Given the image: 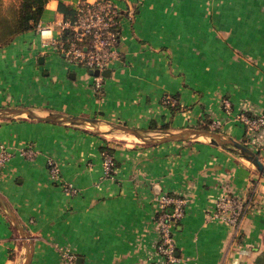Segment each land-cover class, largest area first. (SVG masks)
I'll return each mask as SVG.
<instances>
[{
    "label": "crops",
    "instance_id": "1",
    "mask_svg": "<svg viewBox=\"0 0 264 264\" xmlns=\"http://www.w3.org/2000/svg\"><path fill=\"white\" fill-rule=\"evenodd\" d=\"M81 1L48 0L40 25L50 29L0 47V106L154 131L210 127L220 119L221 131L264 160V127L250 135L239 119L243 111L264 113V0H114L120 57L101 90L88 69L49 44L67 17L59 3L75 9ZM166 97L176 99V110ZM2 145L12 155L0 171V192L34 240L31 264H65L63 249L76 253L78 264H161L154 249L163 193L187 199L174 223L173 264H264V177L228 149L197 140H111L85 125L25 117L0 118ZM102 146L116 158L111 175L104 173ZM49 159L60 167L58 178ZM221 194L247 203L236 225L212 217ZM26 250L0 207V264H22Z\"/></svg>",
    "mask_w": 264,
    "mask_h": 264
},
{
    "label": "built area",
    "instance_id": "2",
    "mask_svg": "<svg viewBox=\"0 0 264 264\" xmlns=\"http://www.w3.org/2000/svg\"><path fill=\"white\" fill-rule=\"evenodd\" d=\"M75 10L76 13L72 18L66 17L63 20L61 35L51 37L49 44L63 53L69 62L88 70L98 69L99 75L92 74L93 87L95 90H101L105 77L101 72L120 57L119 9L114 0H82ZM37 28L44 33L51 27L39 24ZM169 100L171 97L165 98V101ZM224 103L226 107H230L229 101L225 100ZM239 119L245 124L250 135L264 127V113L251 115L243 111L239 114ZM221 127L220 119H213L210 122V129L218 130ZM28 153L33 156L35 151L30 148ZM11 155L5 145L0 147V171ZM48 162L52 176L58 178L60 174L58 163L53 159H49ZM103 169L106 175H111L116 169V158L113 153L103 151ZM67 189L76 192L71 186ZM186 202V197L180 195L163 193L159 196L158 203L161 210L156 214L155 219L158 238L154 254L161 264H173L177 259L174 223L184 216ZM246 204L243 198L237 195L221 194L217 197L212 217L236 225L246 212ZM170 205H173L172 212L166 210ZM62 256L65 264H78L77 255L72 250L63 249Z\"/></svg>",
    "mask_w": 264,
    "mask_h": 264
},
{
    "label": "water",
    "instance_id": "3",
    "mask_svg": "<svg viewBox=\"0 0 264 264\" xmlns=\"http://www.w3.org/2000/svg\"><path fill=\"white\" fill-rule=\"evenodd\" d=\"M89 72L95 75L100 74V71L98 69H90ZM101 74H103L104 76H109L111 74V68L104 69ZM18 116L57 123L85 125L87 127H89L88 124H90V128L104 134H113L117 131L133 134L147 144H159L167 141L177 140H197L210 142L212 144L228 149L248 160L264 177V160L260 157L259 153L244 141L236 139L232 135L219 130L200 127H185L178 130L156 131V135H151L148 134L147 131L154 130H147L126 123L104 120L89 115L71 114L55 110L45 113L30 106H0V118H10ZM105 124L109 125L108 129L103 126ZM0 207L13 222L14 226L18 229L21 236L26 242L27 251L22 264H31L34 253V240L26 224L21 221L8 199L1 192ZM27 239L30 242L29 244H27ZM178 254L179 252L176 251V256H178Z\"/></svg>",
    "mask_w": 264,
    "mask_h": 264
},
{
    "label": "trees",
    "instance_id": "4",
    "mask_svg": "<svg viewBox=\"0 0 264 264\" xmlns=\"http://www.w3.org/2000/svg\"><path fill=\"white\" fill-rule=\"evenodd\" d=\"M47 2L48 0H0V47L9 45L22 33L36 29L40 24ZM59 10L70 18L76 13L73 7L64 2L59 3ZM172 99L174 98L166 103L176 110L177 101ZM202 127L209 128L207 125ZM102 149L112 153L109 147L102 146Z\"/></svg>",
    "mask_w": 264,
    "mask_h": 264
},
{
    "label": "rangeland",
    "instance_id": "5",
    "mask_svg": "<svg viewBox=\"0 0 264 264\" xmlns=\"http://www.w3.org/2000/svg\"><path fill=\"white\" fill-rule=\"evenodd\" d=\"M87 69V68H86ZM18 117H22V116H18ZM89 125V128L91 127L90 124ZM106 129L109 128V125H103ZM210 129V127H209ZM219 131H221V129H218ZM148 134H151V135H156L157 132L156 131H147ZM105 137H108L110 138L111 140H119V141H134V142H138V143H145L144 141H142L140 138L136 137L135 135L133 134H129V133H125V132H122V131H117V132H114L113 134H105ZM248 161V160H247ZM249 162V161H248ZM252 164V163H251ZM27 251V250H26Z\"/></svg>",
    "mask_w": 264,
    "mask_h": 264
}]
</instances>
